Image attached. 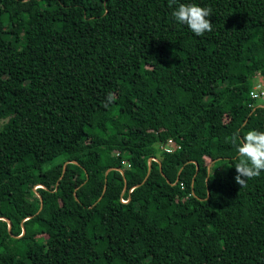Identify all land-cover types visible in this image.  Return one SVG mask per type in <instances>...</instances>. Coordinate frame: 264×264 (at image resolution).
<instances>
[{
	"label": "trees",
	"instance_id": "obj_1",
	"mask_svg": "<svg viewBox=\"0 0 264 264\" xmlns=\"http://www.w3.org/2000/svg\"><path fill=\"white\" fill-rule=\"evenodd\" d=\"M257 83L264 0H0V264H264Z\"/></svg>",
	"mask_w": 264,
	"mask_h": 264
},
{
	"label": "clouds",
	"instance_id": "obj_2",
	"mask_svg": "<svg viewBox=\"0 0 264 264\" xmlns=\"http://www.w3.org/2000/svg\"><path fill=\"white\" fill-rule=\"evenodd\" d=\"M171 2L175 4L176 0ZM171 15L176 22L186 25L196 36L212 31V23L208 19L211 15L210 8L196 4H179ZM114 99V95L109 93L107 100L111 102ZM237 139L238 136L233 134L231 142L235 144ZM237 152L240 159L234 167L237 173L234 179L240 187H244L247 180L258 177L264 171V131H247L237 147Z\"/></svg>",
	"mask_w": 264,
	"mask_h": 264
},
{
	"label": "built area",
	"instance_id": "obj_3",
	"mask_svg": "<svg viewBox=\"0 0 264 264\" xmlns=\"http://www.w3.org/2000/svg\"><path fill=\"white\" fill-rule=\"evenodd\" d=\"M260 74H257L256 77H259ZM255 93V95H253ZM250 97L253 99H264V87L257 83L253 90L250 92ZM264 105H261V107ZM180 147L178 145H174V143L171 140L166 141L163 144L159 145L160 151L166 153V154H172L175 150L179 149ZM183 188V187H181ZM121 202L125 203L123 199H121Z\"/></svg>",
	"mask_w": 264,
	"mask_h": 264
},
{
	"label": "water",
	"instance_id": "obj_4",
	"mask_svg": "<svg viewBox=\"0 0 264 264\" xmlns=\"http://www.w3.org/2000/svg\"><path fill=\"white\" fill-rule=\"evenodd\" d=\"M262 108H264V106H262ZM152 161H157V160L154 159V158L149 159V161H148V172H147V175H146L145 179L143 180V183L146 182V180L148 179L149 171H150V168H151V162H152ZM214 162H215V161H212V162L208 165V172H210V167H211V165H212ZM69 163H74V164H76V162H73V161L66 162V163L64 164V166H63V171H62V175H61V177L64 175V172H65V169H66V165L69 164ZM110 170H111V169L107 170L105 176L108 174V172H109ZM181 170H182V168L179 170L178 175H177V178H176V182H175L173 185H175V184L178 182V180H179V174H180ZM119 172H120L121 174H123L122 170H119ZM105 181H106V179H105ZM167 182H168V181H167ZM56 185H58V183H57ZM39 187L44 188L43 186H39ZM104 188H105V186H104ZM125 190H126V184H124V188H123V192H122V193H124ZM208 196H209V192H208ZM208 196H207V197H208ZM41 209H42V202H41V204H40V208H39V211H38L37 213H39ZM28 219H29V218H28ZM0 220H2V221H6V222L8 223V232H9V234H10V231H11V223H10V221L7 220V219H5V218H0ZM23 234H24V228L22 227V234H21V235H23Z\"/></svg>",
	"mask_w": 264,
	"mask_h": 264
},
{
	"label": "rangeland",
	"instance_id": "obj_5",
	"mask_svg": "<svg viewBox=\"0 0 264 264\" xmlns=\"http://www.w3.org/2000/svg\"><path fill=\"white\" fill-rule=\"evenodd\" d=\"M6 120H0V128L2 127V125L5 123Z\"/></svg>",
	"mask_w": 264,
	"mask_h": 264
}]
</instances>
